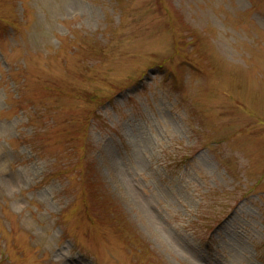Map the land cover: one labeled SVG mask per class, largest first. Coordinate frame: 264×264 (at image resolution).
Masks as SVG:
<instances>
[{"label": "rangeland", "instance_id": "rangeland-1", "mask_svg": "<svg viewBox=\"0 0 264 264\" xmlns=\"http://www.w3.org/2000/svg\"><path fill=\"white\" fill-rule=\"evenodd\" d=\"M0 264H264V0H0Z\"/></svg>", "mask_w": 264, "mask_h": 264}]
</instances>
